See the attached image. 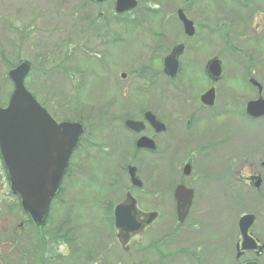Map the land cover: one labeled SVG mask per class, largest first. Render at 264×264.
<instances>
[{"label": "flooded vegetation", "instance_id": "obj_1", "mask_svg": "<svg viewBox=\"0 0 264 264\" xmlns=\"http://www.w3.org/2000/svg\"><path fill=\"white\" fill-rule=\"evenodd\" d=\"M81 1L73 3L75 29L72 48L64 52V56L65 59L75 56L91 58L89 62L94 57L101 65L98 70L105 75L101 83L106 90L108 106L103 121L109 141L107 151L110 154H113L110 150L116 148L122 151L123 169L128 175V184L123 185L118 179L114 182L115 188L123 187L125 192L119 203L126 201L128 194L136 199L137 212L132 213V219L141 224L137 233L127 234L129 238L124 242L115 221V206L118 203L109 206L108 223L115 231L114 240L123 254L112 259V252L115 251L106 247L107 259H99L97 263L128 264L136 256L137 260L132 264H252V261L264 264V247L261 248L264 237L255 231L258 213H255L252 225V192L264 201V142L257 143V125L264 122V115L253 117L247 111L250 101L264 96V83L253 69L254 66L258 68L257 54L252 50V43L264 45V10L259 9L257 3L252 4V0H233L218 4L215 18H209L211 10L205 9L207 13L199 19L183 7L184 14L192 21L194 34H189L180 19V6L174 16L165 10L164 15L171 17L164 16L157 25L155 39L144 55L146 63L145 60L141 63L133 61L128 55L129 25L141 30L144 24L142 19H132L136 8L122 13H118L115 6L114 9L100 11L97 7L107 0H84V4ZM171 20L179 25L180 32L176 36L180 38H172L168 34ZM26 34L31 35L29 30ZM92 43L98 44L100 49L95 50ZM211 43L215 48L206 52ZM177 47L178 55L170 59L168 66L166 59ZM2 51L0 44V54ZM150 60H153V66H148ZM214 61L215 65L211 66ZM91 64L83 73L77 67L65 68L63 65L59 71L66 74L68 83L75 88L76 75L87 77L95 74ZM115 64L123 65L122 70L114 71ZM31 66L29 74L36 70L32 61ZM174 70L175 75H171ZM252 87L256 97L247 98L239 108L236 93L252 92ZM162 88L174 92L185 88L191 93L182 92V99H173L168 94H162ZM211 90L214 99L209 103L203 96ZM40 102L47 106L44 101ZM239 113L242 116H238ZM53 117L58 122L69 120L56 115ZM241 120L248 125L247 133L234 128ZM74 121L83 124L84 132L70 158L45 223H35L31 213L21 205L25 222L31 227L33 224L38 226L41 231H55L57 245L69 246L73 235L75 237L74 228H65L66 220L48 230L54 202L61 201L64 180L76 176L74 160L89 134L84 122ZM261 134L264 135V132ZM242 139L247 141L242 142ZM118 160L120 158L115 162L116 166L119 165ZM132 166L136 169L137 184L133 183L129 174ZM2 172L5 173L3 179ZM6 185L10 187V198L22 204L20 195L8 178L0 149V202L2 188ZM240 186L248 189L250 200L248 249L242 247L239 220L232 222L230 227L232 218L226 217L230 213L228 208L227 212L223 208L218 212L212 211L210 206L216 203V207L220 208L219 204L227 202L226 198L229 204L238 203ZM166 205H169L171 213L168 228L161 224L166 222ZM151 214L153 219H150ZM215 216L220 220L216 231L207 226L208 218ZM225 219L228 220L225 222ZM252 238L257 243L255 248H252ZM246 255L248 257L243 259ZM59 256L64 257L63 254ZM149 256L157 259H141ZM93 261L94 258L88 257L83 259V264H92Z\"/></svg>", "mask_w": 264, "mask_h": 264}, {"label": "rangeland", "instance_id": "obj_2", "mask_svg": "<svg viewBox=\"0 0 264 264\" xmlns=\"http://www.w3.org/2000/svg\"><path fill=\"white\" fill-rule=\"evenodd\" d=\"M115 1L107 0L97 8L100 11L114 9ZM231 2L233 0H139L132 19H142L144 24L141 30L137 26L129 25L128 55L135 62L142 63L145 60L144 55L155 39L157 25L163 21L165 10L174 16L179 6L187 7L196 18L203 19L202 15L207 13L205 9H210L208 17L215 18L217 5ZM73 3L75 0H0V44L3 50L0 54V105H7L14 88L13 82L6 76V73L21 60L28 59L35 63L37 68L27 78V87L47 104L45 107L50 113L71 121L81 120L88 126L89 131L74 160L76 176L64 180L61 201L54 202L53 211L50 214L52 221L48 230L54 229L61 220H66V229L67 227L74 228L75 237L73 235L69 246L57 245V243L49 244L46 258L41 259L42 255L40 254L45 249L42 250L37 238H39V232L42 229L31 227L25 222L26 217L22 211L19 212L17 201L10 198V187L6 185L5 188H2L0 202V264H83V259L88 257L94 258L92 264H98L99 259H107L106 247L109 251H115L112 252V257H114H111L112 259L118 258L120 253L123 254L121 247H117V242L114 240L115 231H112L108 223V216L111 213L108 209H110L109 206L113 207L119 203L125 194L123 187L115 188L114 182L119 179L123 185H126V183L128 184V175L123 169L122 151L118 148L110 150L113 154L107 151L109 141L103 121L108 106L106 90L102 86L105 75L103 71L102 75L100 74L98 67L101 65L93 57L91 67H94L95 74L87 75V77L76 75L74 88L68 83V78L64 76L66 74L59 71L60 67H56V64L61 62L65 68L68 66L77 67L83 73L91 63L89 62L91 58L75 56V58L65 59L64 56V52L72 48L75 29ZM81 3L84 4V0ZM256 3L259 9L264 10V0H252V4ZM171 16L165 17L170 18ZM260 19L262 20L261 16ZM169 27L168 34L172 38L181 37L178 34V37L176 36V33L180 32V28L174 20L169 22ZM27 30L31 35L26 34ZM194 40L196 39L194 38ZM92 46L96 48L95 50L100 49L98 44L92 43ZM214 48L211 43L205 51L212 52ZM252 50L256 52L255 57L258 62V68L254 66L253 69L256 71V76L258 72L257 77L261 78L264 83V45L262 46L260 42L252 43ZM40 57L43 61H40ZM253 61L255 62V58ZM103 62L106 61L103 59ZM144 62L146 63V60ZM153 65V60H150L148 66ZM121 68H123L121 64L114 65L116 72L121 71ZM88 72L90 73V71ZM70 77L73 81V75ZM173 92L162 88V94H168L173 99H182V92L188 93V95L191 93L187 92L185 88H178L174 92L175 95ZM230 97L232 99V96ZM250 97L252 99L256 97L253 87L252 92L236 93L235 99L238 107L240 108V105ZM238 116H242V114L239 113ZM233 118L237 121L236 115ZM93 120L102 122L97 123ZM235 126L234 128L238 132L247 133L248 125L242 120ZM257 127L259 130L257 143L264 142V135L261 134L264 132V122L258 123ZM246 141L242 139V142ZM107 153L109 154L108 158ZM119 158V165L116 166L115 162ZM4 176L5 173L2 172L1 178L3 179ZM238 192L241 196L238 203L229 204V199L226 198L227 202L219 204L220 208L216 207L218 205L216 203L210 204L212 211L219 212L223 208L227 212L228 208L230 213L226 217L232 218L230 227L232 222H238L240 216L250 210L248 189L240 186ZM165 210L164 220L166 222L162 221L161 224L168 228L171 215L169 205L165 206ZM252 212L259 214L255 223V231L259 236L264 237V201H261L253 192ZM227 220L225 219V222ZM21 222L24 224L20 225ZM219 224L220 220L216 216L207 220V226L209 225L214 231ZM61 254L64 257L61 256V258L59 256ZM247 257L246 255L243 259ZM141 259L154 260L157 257L149 256ZM136 260L135 256L133 261ZM133 261H129L128 264H132Z\"/></svg>", "mask_w": 264, "mask_h": 264}, {"label": "water", "instance_id": "obj_3", "mask_svg": "<svg viewBox=\"0 0 264 264\" xmlns=\"http://www.w3.org/2000/svg\"><path fill=\"white\" fill-rule=\"evenodd\" d=\"M137 4L138 0H117L116 10H131ZM178 12L186 30L189 34H194L192 21L186 17L182 8ZM178 49L179 47L174 49L167 57L168 66L170 59L178 55ZM213 65L215 61L211 66ZM30 70L31 62L24 60L9 72L15 88L8 105L0 106V149L14 189L21 195L24 207L32 214L34 221L41 224L45 223L52 198L58 194L70 157L84 129L79 122L58 123L40 104L25 86V79ZM175 73L176 70L171 75ZM203 97L206 102L211 103L214 99L213 90ZM247 111L253 117L264 115V97L250 101ZM129 172L133 183L137 184L135 167H130ZM128 196L126 201L115 207L116 227L120 230L119 236L124 242L129 238L127 234L137 233L141 227L140 223H135L132 219V213L137 212L136 199L130 194ZM153 218L154 215L150 219ZM254 220L255 215L252 214V225ZM239 224L243 249H248L251 215L244 214ZM122 232L126 234L122 235ZM256 246L257 243L252 238V248ZM252 264L258 262L252 261Z\"/></svg>", "mask_w": 264, "mask_h": 264}, {"label": "trees", "instance_id": "obj_4", "mask_svg": "<svg viewBox=\"0 0 264 264\" xmlns=\"http://www.w3.org/2000/svg\"><path fill=\"white\" fill-rule=\"evenodd\" d=\"M38 60H40V59H38ZM40 61H43V59L41 58ZM56 67H61V62L59 64H56ZM36 68H37V66H36ZM34 237H35V235H34ZM56 237H57V235H56L55 231H48V232L40 231L39 232V242H40L41 247H47V245L55 243ZM34 241H35V239H34ZM40 255H42V254H40ZM41 259H44L43 255L41 256Z\"/></svg>", "mask_w": 264, "mask_h": 264}]
</instances>
